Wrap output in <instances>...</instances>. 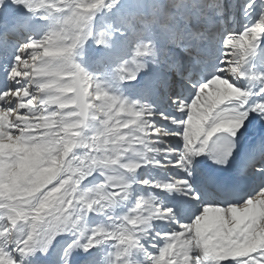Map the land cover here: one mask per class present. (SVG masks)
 <instances>
[{
  "label": "snow or ice",
  "instance_id": "1",
  "mask_svg": "<svg viewBox=\"0 0 264 264\" xmlns=\"http://www.w3.org/2000/svg\"><path fill=\"white\" fill-rule=\"evenodd\" d=\"M0 264H264V0H0Z\"/></svg>",
  "mask_w": 264,
  "mask_h": 264
}]
</instances>
